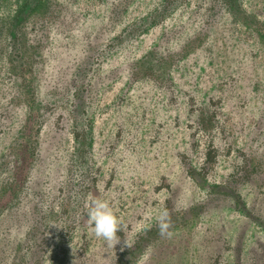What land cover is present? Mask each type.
Returning a JSON list of instances; mask_svg holds the SVG:
<instances>
[{
    "label": "rangeland",
    "instance_id": "1",
    "mask_svg": "<svg viewBox=\"0 0 264 264\" xmlns=\"http://www.w3.org/2000/svg\"><path fill=\"white\" fill-rule=\"evenodd\" d=\"M0 264H264V0H0Z\"/></svg>",
    "mask_w": 264,
    "mask_h": 264
},
{
    "label": "clouds",
    "instance_id": "2",
    "mask_svg": "<svg viewBox=\"0 0 264 264\" xmlns=\"http://www.w3.org/2000/svg\"><path fill=\"white\" fill-rule=\"evenodd\" d=\"M85 207L88 222L94 235L99 239H103L110 247L119 244L121 242L119 233L123 231L122 221L113 211L111 203L104 198H94ZM157 222L162 236L171 235L168 231L170 227L169 213L166 210L159 213ZM124 244L130 247L127 237Z\"/></svg>",
    "mask_w": 264,
    "mask_h": 264
}]
</instances>
